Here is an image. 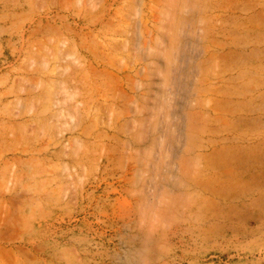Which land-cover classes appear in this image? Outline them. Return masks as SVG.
<instances>
[{
	"label": "rangeland",
	"instance_id": "374dc122",
	"mask_svg": "<svg viewBox=\"0 0 264 264\" xmlns=\"http://www.w3.org/2000/svg\"><path fill=\"white\" fill-rule=\"evenodd\" d=\"M0 264H264V0H0Z\"/></svg>",
	"mask_w": 264,
	"mask_h": 264
}]
</instances>
